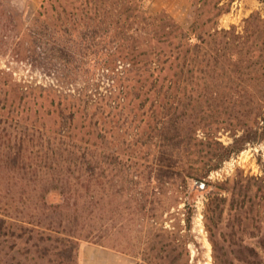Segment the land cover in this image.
Instances as JSON below:
<instances>
[{"label": "rangeland", "instance_id": "rangeland-1", "mask_svg": "<svg viewBox=\"0 0 264 264\" xmlns=\"http://www.w3.org/2000/svg\"><path fill=\"white\" fill-rule=\"evenodd\" d=\"M140 1L148 13H168L184 28L195 23L200 33L218 27L232 58L221 66L225 80L208 73L194 83L193 97L188 92L158 102L171 112L181 108L167 123L173 117L169 133L183 137L175 139L182 140L181 167L161 176L151 173L156 146L143 144L156 125L137 109L145 102L117 95L118 69H124L119 56L106 61L100 54L84 64L68 53L83 69L72 76L58 72L61 80L52 74L61 65L47 49L58 40L48 35V45L39 42V13L49 6L48 26L71 28L60 49L78 48L89 21L86 0H0V264H60L58 236L77 247V264H264V121L254 141L237 142L244 146H230L226 159H213L242 130L228 123L238 121L235 110L220 116L214 110L220 98L209 93H223L226 84H264V0ZM58 84L95 94L106 109L98 148L60 137L49 126L53 119L38 122V92ZM202 87L204 95L197 90ZM22 91V101L33 108L8 115ZM89 161L97 165L93 174L86 171Z\"/></svg>", "mask_w": 264, "mask_h": 264}, {"label": "trees", "instance_id": "trees-1", "mask_svg": "<svg viewBox=\"0 0 264 264\" xmlns=\"http://www.w3.org/2000/svg\"><path fill=\"white\" fill-rule=\"evenodd\" d=\"M86 2L87 5L83 9V13L86 18H89V21L80 38L83 43H80L78 48L60 49L61 39L70 38L71 28L67 26L61 31V29L54 30L48 26L45 16L50 11L49 6L48 8L45 6L46 10L39 13V17L44 18L43 20L39 18L38 22L40 24L38 25L39 42L48 45L46 40L48 35L58 40L47 49L48 53L56 58L61 65L52 74H55L59 79L62 77L57 75L58 72L62 75L72 76L83 69L82 65H76L78 61L86 64L88 63L85 61L86 59L94 60L100 54L106 61L111 57L119 56V61L124 62V69H120L121 67L118 69L120 80H122V87L117 94L119 99L125 100L132 95L134 99L143 100L145 104L143 103L137 109L142 111L145 116L148 112V117H151L156 123L150 129L154 133H151L148 140L143 143L156 146L159 152L151 165V173L158 171L161 176L166 169L181 167L183 159L179 146L182 140L176 141L175 139L183 137L181 132L175 133L174 137L169 133L168 125L174 120L173 117L169 118L167 123V117L178 115L181 108L175 106L171 112L170 108L172 107H168L167 103L160 105L158 102L168 97L171 98V96L177 100L188 92L193 97L194 83H202L201 80L208 73L211 77L216 74L217 79L225 80V76L228 74L222 67L228 65L227 59L232 60L231 54L229 58L226 56L229 42L219 39L220 29L218 27L200 33L195 23L190 28H184L168 13H148L142 7L140 0H86ZM214 7L219 8V4L216 3ZM51 8L55 10L53 4H51ZM65 25L68 23L66 22ZM84 43L85 45H82ZM68 53L73 55V59L77 58L76 63L72 62V57ZM234 54L239 55V52L236 51ZM60 86L63 85H52L48 89L43 87V91L38 92V102H34V105H38L36 113L38 122L43 116L49 120L53 119L49 126L56 127L55 133L60 137L76 138L98 148L100 146L98 140L103 136V126L106 122V109L97 102L95 94L89 91L86 93L73 92L70 87L64 91ZM225 87L226 90L223 93L217 88H212L209 92L210 97L220 98V102L214 106V110L220 116L221 114L232 115L229 108L235 110L237 114L234 116L238 121L234 120L235 123L228 121V123L230 126L242 130V134L235 136L234 143L229 146L223 144L226 151L213 153V159L217 161L226 159L230 155L228 150L231 147L235 148L232 151H237L242 148L241 146H244L236 147L235 143L254 141L258 137L259 129L263 127L262 121H264V84L256 89L239 84H226ZM205 89L206 87L197 88L201 95H204ZM26 97L27 94L24 91L17 94V97L10 103V110L6 111L8 115L13 113L21 115L29 112L33 106L27 107L28 103L24 104ZM150 99H152V104L146 108L147 101ZM109 106L116 107L111 104ZM30 118L28 117V119ZM151 121L147 125L151 124ZM43 127H46V124ZM154 128L157 129V132ZM252 131H254L253 134ZM214 142L220 143L216 139ZM188 143L190 142L188 141L187 145ZM97 150L95 149V151ZM96 169L97 165L89 161L86 171L93 174ZM7 221V219L1 218V225H6ZM10 223L13 225L16 222L10 221ZM57 241L59 243L58 255L62 259L60 264H77V247L70 243L72 241L60 236L57 237ZM26 243L28 244L29 241ZM255 255L258 256V253Z\"/></svg>", "mask_w": 264, "mask_h": 264}, {"label": "crops", "instance_id": "crops-1", "mask_svg": "<svg viewBox=\"0 0 264 264\" xmlns=\"http://www.w3.org/2000/svg\"><path fill=\"white\" fill-rule=\"evenodd\" d=\"M98 250V252H100V253H102V254H114V252L113 251H110V250H108V249H104V248H98L97 249ZM99 261L101 260L102 261V259L100 258V259H98Z\"/></svg>", "mask_w": 264, "mask_h": 264}, {"label": "water", "instance_id": "water-1", "mask_svg": "<svg viewBox=\"0 0 264 264\" xmlns=\"http://www.w3.org/2000/svg\"><path fill=\"white\" fill-rule=\"evenodd\" d=\"M202 185H205V183H202Z\"/></svg>", "mask_w": 264, "mask_h": 264}]
</instances>
